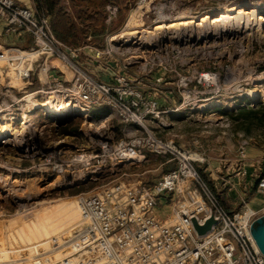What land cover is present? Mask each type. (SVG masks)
Instances as JSON below:
<instances>
[{
  "label": "rangeland",
  "instance_id": "obj_1",
  "mask_svg": "<svg viewBox=\"0 0 264 264\" xmlns=\"http://www.w3.org/2000/svg\"><path fill=\"white\" fill-rule=\"evenodd\" d=\"M113 7L106 40L76 47V69L45 56L21 65L0 59V129L14 133L0 138V264L59 259L64 247L53 243L77 229L81 195L153 183L190 161L224 200L241 176L242 142L264 153V127L244 128L229 115L264 102V0H114ZM222 13L231 17L216 22ZM190 18L195 23L169 25ZM2 43L31 49L16 38ZM90 77H125L139 89V122L119 104L82 100L78 86ZM47 100L77 107L47 112L37 106ZM169 204L159 210L169 214Z\"/></svg>",
  "mask_w": 264,
  "mask_h": 264
},
{
  "label": "built area",
  "instance_id": "obj_2",
  "mask_svg": "<svg viewBox=\"0 0 264 264\" xmlns=\"http://www.w3.org/2000/svg\"><path fill=\"white\" fill-rule=\"evenodd\" d=\"M115 10L111 8L112 14ZM0 37L16 38L31 48L27 51L13 43L5 49L0 44V59L12 64L45 56L77 68L72 58L81 48L60 40L50 16L20 0H0ZM31 70L32 65L23 76L29 77ZM54 77L61 78L58 73ZM78 87L80 98L90 105L119 104L139 122L136 100L143 95L125 77H116L114 83L85 78ZM248 147L249 141L244 140L238 153L241 162ZM258 170L256 189L264 193V156ZM164 203L172 206L169 214L159 210ZM78 205L80 221L74 234L53 243L56 248L63 246L65 253L35 264H264V253L251 231L260 210L244 199L240 208L228 209L190 161H181L153 183L118 182L81 195ZM211 217L215 220L211 229L199 234L193 219L204 225Z\"/></svg>",
  "mask_w": 264,
  "mask_h": 264
},
{
  "label": "trees",
  "instance_id": "obj_3",
  "mask_svg": "<svg viewBox=\"0 0 264 264\" xmlns=\"http://www.w3.org/2000/svg\"><path fill=\"white\" fill-rule=\"evenodd\" d=\"M62 1L35 0L36 9L51 16V27L60 40L72 47L103 41L102 35L113 26L115 15L108 19L107 7L114 5V0H68V4ZM89 35L92 39L87 41ZM229 115L235 122L242 121L244 128L264 127V102L240 106ZM220 200L227 207L221 197Z\"/></svg>",
  "mask_w": 264,
  "mask_h": 264
},
{
  "label": "crops",
  "instance_id": "obj_4",
  "mask_svg": "<svg viewBox=\"0 0 264 264\" xmlns=\"http://www.w3.org/2000/svg\"><path fill=\"white\" fill-rule=\"evenodd\" d=\"M21 3L35 7V0H20ZM62 3L68 4V0H63ZM113 5H108L107 7V18L111 19L113 17L111 8ZM49 15V14H48ZM50 16V15H49ZM51 18V16H50ZM109 32H105L102 37L103 40H106L108 37ZM92 36L89 35L87 37V41L91 40ZM5 42V41H4ZM4 44V43H3ZM83 48H88V46H84ZM92 51V50H90ZM247 158L240 163V171L237 179H232L233 184L232 188L227 192L225 203L227 206L233 209L240 208L241 200H245V196L247 193H251L252 196L249 197L250 205L260 210V215L264 214V193L257 191L256 189V182H257V173L259 169V161L263 158L264 153L261 150H255L249 148L247 150ZM262 154V155H261ZM261 156V157H259ZM238 180V182H237ZM240 206V207H239Z\"/></svg>",
  "mask_w": 264,
  "mask_h": 264
},
{
  "label": "bare ground",
  "instance_id": "obj_5",
  "mask_svg": "<svg viewBox=\"0 0 264 264\" xmlns=\"http://www.w3.org/2000/svg\"><path fill=\"white\" fill-rule=\"evenodd\" d=\"M209 17L210 16L207 15V14L202 16V19H201L202 22L206 21ZM229 17H231V16L222 13L220 16H218L215 19V21L216 22H222V21H224L223 19H226V18L228 19ZM228 21H230V20H228ZM192 23H195V20H192V18H190V20H182V21H179L177 24L173 23V24H169V25L174 26V25H185V24H192ZM199 24H202V23L200 22ZM161 27H165L164 24H159V26H157V28H161ZM230 27H231V25H230ZM237 28H238V25L236 26V24H234L233 27H232V31L236 32L235 29H237ZM205 31L207 32V30H205ZM205 31H204V34L206 33ZM232 31H231V33H232ZM181 36H178V38L181 37ZM37 106H39L40 108H42L43 110H45L47 112L59 113V114L60 113H63V114L64 113H69L72 108H76L77 107V105L74 104L73 102H70V100H66V101H64L62 103H57V102H54V101H51V100H47V101H44V102L37 103ZM7 135H14V133L9 132L6 128L5 129L4 128L0 129V138H4Z\"/></svg>",
  "mask_w": 264,
  "mask_h": 264
},
{
  "label": "water",
  "instance_id": "obj_6",
  "mask_svg": "<svg viewBox=\"0 0 264 264\" xmlns=\"http://www.w3.org/2000/svg\"><path fill=\"white\" fill-rule=\"evenodd\" d=\"M214 222V218L211 217L204 225H200L197 219H193L194 226L199 234H204L209 231ZM251 231L258 247L262 253H264V214L260 215L253 221L251 225Z\"/></svg>",
  "mask_w": 264,
  "mask_h": 264
}]
</instances>
